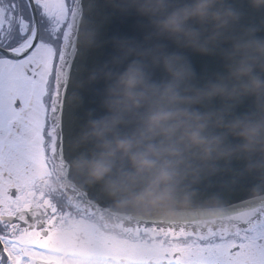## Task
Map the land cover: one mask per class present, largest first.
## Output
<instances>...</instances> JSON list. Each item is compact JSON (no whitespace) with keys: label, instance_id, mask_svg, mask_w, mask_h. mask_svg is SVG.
Here are the masks:
<instances>
[{"label":"clouds","instance_id":"obj_1","mask_svg":"<svg viewBox=\"0 0 264 264\" xmlns=\"http://www.w3.org/2000/svg\"><path fill=\"white\" fill-rule=\"evenodd\" d=\"M90 3L134 14L142 38L113 37L81 82L103 81L102 113H88L77 142L92 150L74 167L134 210L164 215L214 176L264 184V0ZM73 25L79 46H99L97 24L79 13ZM190 53L219 67L197 74Z\"/></svg>","mask_w":264,"mask_h":264},{"label":"snow or ice","instance_id":"obj_2","mask_svg":"<svg viewBox=\"0 0 264 264\" xmlns=\"http://www.w3.org/2000/svg\"><path fill=\"white\" fill-rule=\"evenodd\" d=\"M72 4L0 0V264H63L73 256L71 237L84 225L71 205L38 191L50 160L63 158L62 95L74 51L68 17L80 13L79 0ZM253 203L232 209L238 227L230 237H205L156 221L127 230L138 239L151 232L173 241L155 246L145 264L156 257L168 264H264V205Z\"/></svg>","mask_w":264,"mask_h":264},{"label":"water","instance_id":"obj_3","mask_svg":"<svg viewBox=\"0 0 264 264\" xmlns=\"http://www.w3.org/2000/svg\"><path fill=\"white\" fill-rule=\"evenodd\" d=\"M80 13L99 26V46L85 50L73 39V25L70 45L74 47L66 88L62 100V134L64 138L63 158H56L55 170L67 194L84 203L85 206L100 210L103 217L110 221L121 219L126 225L144 221H156L168 225L186 228H233L238 227L235 219V207L254 202L252 206L264 205V184L248 178L237 182H228L226 177L214 176L193 186L195 194L186 206H180L172 214L138 212L125 202L123 194L113 193L104 181H89L73 164L75 158L85 151H91L90 144H79V134L88 119V113H102L100 91L103 81L95 84L85 83L88 72L96 65L107 60L113 53L110 43L113 37L142 38L137 27L138 18L134 14L121 15L111 8L97 3L92 7L90 0H79ZM107 17V19H105ZM264 35V33H261ZM197 74L211 72L219 67V61L209 56L189 54ZM159 74V73H157ZM127 130V129H126ZM83 197V199H80ZM241 227H244L241 225Z\"/></svg>","mask_w":264,"mask_h":264},{"label":"flooded vegetation","instance_id":"obj_4","mask_svg":"<svg viewBox=\"0 0 264 264\" xmlns=\"http://www.w3.org/2000/svg\"><path fill=\"white\" fill-rule=\"evenodd\" d=\"M66 2L69 7H72L73 0H66ZM16 106H19V102ZM38 191L48 195L54 202L62 204L66 208L71 205L73 213H79L83 217V228L71 237L70 247L73 256L64 261L63 264H80L82 261H86L87 264H145V259L151 256L155 246H159L161 242L165 245L173 243L171 240L162 241L159 235L153 236L151 232L141 234L138 239L128 232V228L121 226L120 221L114 224L108 223L102 218L99 211L85 208L71 196L66 195L55 173L53 160H50V171L38 185ZM236 229L205 228L194 231L196 234H202L205 237L212 235L230 237ZM188 231L192 232L189 229ZM100 251L112 253L113 256L109 258L95 254ZM233 251H238V249H233ZM176 255L174 253L171 258L175 260ZM37 264H56V261L38 260ZM147 264H168V262L156 257L147 259Z\"/></svg>","mask_w":264,"mask_h":264},{"label":"bare ground","instance_id":"obj_5","mask_svg":"<svg viewBox=\"0 0 264 264\" xmlns=\"http://www.w3.org/2000/svg\"><path fill=\"white\" fill-rule=\"evenodd\" d=\"M117 221H120V225L121 226H123L124 228H129V226L128 225H126L125 223H123L122 221H121V219H117ZM198 230H204L205 228H201V227H196Z\"/></svg>","mask_w":264,"mask_h":264}]
</instances>
